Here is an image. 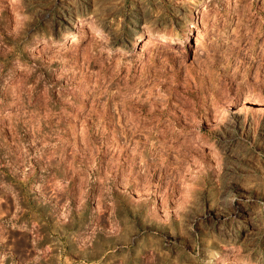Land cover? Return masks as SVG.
<instances>
[{
  "label": "rangeland",
  "instance_id": "374dc122",
  "mask_svg": "<svg viewBox=\"0 0 264 264\" xmlns=\"http://www.w3.org/2000/svg\"><path fill=\"white\" fill-rule=\"evenodd\" d=\"M0 264H264V0H0Z\"/></svg>",
  "mask_w": 264,
  "mask_h": 264
},
{
  "label": "bare ground",
  "instance_id": "6f19581e",
  "mask_svg": "<svg viewBox=\"0 0 264 264\" xmlns=\"http://www.w3.org/2000/svg\"><path fill=\"white\" fill-rule=\"evenodd\" d=\"M151 41V40H150ZM144 47H146V46H144ZM148 47V46H147Z\"/></svg>",
  "mask_w": 264,
  "mask_h": 264
}]
</instances>
